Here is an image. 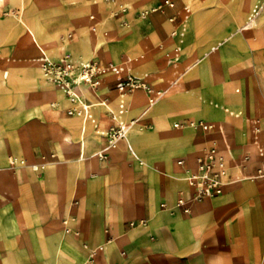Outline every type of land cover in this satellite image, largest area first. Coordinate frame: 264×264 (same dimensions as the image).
Listing matches in <instances>:
<instances>
[{
  "label": "crops",
  "instance_id": "obj_1",
  "mask_svg": "<svg viewBox=\"0 0 264 264\" xmlns=\"http://www.w3.org/2000/svg\"><path fill=\"white\" fill-rule=\"evenodd\" d=\"M161 1L0 0V264H264V177H247L264 162V10L246 25L257 0H193L180 41L185 0L138 15ZM63 53L166 93L150 104L108 74L69 97L35 61ZM112 113L137 123L108 148ZM213 145L228 183L192 201L186 169Z\"/></svg>",
  "mask_w": 264,
  "mask_h": 264
},
{
  "label": "built area",
  "instance_id": "obj_2",
  "mask_svg": "<svg viewBox=\"0 0 264 264\" xmlns=\"http://www.w3.org/2000/svg\"><path fill=\"white\" fill-rule=\"evenodd\" d=\"M108 3H114L117 0H101ZM193 0H185L183 5V26L175 28L172 34L179 37L182 41L186 32V22L189 20L193 12ZM176 6L175 0H162L161 2L152 6L146 7L139 11L138 15L141 18H147L150 15L164 10L166 7L174 8ZM126 7H121L122 11H126ZM264 10V0H257L252 12L250 13L247 23L252 24L256 18ZM93 20L95 15H90ZM125 23V22H123ZM92 29L95 25L91 26ZM68 34L67 37H70ZM64 38V37H63ZM175 51H181V46H177ZM177 57L175 58V60ZM174 60V61H175ZM40 68L42 77L55 83L58 87L63 89L69 97L75 96V89L81 84L89 85L96 88L101 79L108 74L117 75V87L123 93H131L137 89H144L148 92L150 104H155L162 98L166 90L156 89L153 87L142 75L138 72L130 71L124 65L114 63H102L98 60H81L77 61L72 58L69 53H63L58 57L41 56L35 60ZM112 119L115 121L106 133V144L108 148H114L116 144L127 136L131 127L137 123V119H131L124 123L118 120L117 114L112 113ZM204 129L212 128V124L201 123ZM252 130L254 133V143L257 147L258 154L264 156V149L259 143V133L261 129L253 124ZM99 156L106 158V153L100 152ZM250 156H246L248 160ZM230 158L234 162V166H243V163L238 162L235 156L230 152ZM195 165L186 169L185 179L195 189L192 201H201L205 198L219 196L223 193L225 185L228 183V176L231 165L227 156L222 153L216 145L210 146L194 158ZM184 160H178L179 164H184ZM38 168V166H34ZM248 178L264 177V162L256 169V172L247 176ZM187 200L179 198L176 205L183 207L185 212L189 211L186 206ZM164 205V204H163ZM133 224V222H131Z\"/></svg>",
  "mask_w": 264,
  "mask_h": 264
},
{
  "label": "bare ground",
  "instance_id": "obj_3",
  "mask_svg": "<svg viewBox=\"0 0 264 264\" xmlns=\"http://www.w3.org/2000/svg\"><path fill=\"white\" fill-rule=\"evenodd\" d=\"M114 4H119V7H120V8L123 7V5L120 4V0H117L116 2H114Z\"/></svg>",
  "mask_w": 264,
  "mask_h": 264
}]
</instances>
